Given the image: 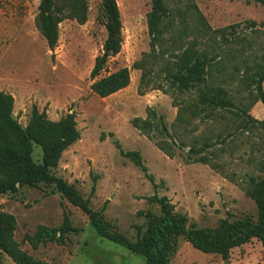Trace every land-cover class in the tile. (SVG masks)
I'll return each mask as SVG.
<instances>
[{
    "label": "rangeland",
    "instance_id": "rangeland-1",
    "mask_svg": "<svg viewBox=\"0 0 264 264\" xmlns=\"http://www.w3.org/2000/svg\"><path fill=\"white\" fill-rule=\"evenodd\" d=\"M86 2L87 21L82 25L63 21L58 44L51 51L35 26L40 0H0V91L14 98L13 117L26 127L33 106L52 121L67 113L76 114L80 139L62 154L53 175L75 186L85 198L91 196V208L103 211L104 220L131 241L136 240L137 228L142 233L146 230L147 213L155 217L161 214L159 206L147 200L155 193L152 184L119 153L114 142L123 152H139L158 185V196L167 197L174 211L186 216L190 224L216 228L226 217L231 221L245 216L255 219V204L241 187L249 177L264 176L259 165L264 157V131H235L241 120L223 111L206 119L203 116L208 111L192 117L202 85L179 93L165 81V69L174 56L197 42L196 50L217 56L208 85L227 90L237 108L264 120V107L255 101L257 89L249 80L264 63V27L250 28L245 23L264 22V7L247 0H164L168 14L162 25V41L151 53L147 30L151 0H116L123 44L120 53L108 60L100 78L127 69L130 83L102 99L90 90V72L106 39L105 17L102 0ZM235 24L240 26L232 29ZM220 29H227L225 39L215 32ZM148 54L145 67L149 74L140 96L141 70L134 64ZM148 108L157 114L153 140L131 125L134 118L145 119ZM182 108L186 109L182 112L185 121L177 123ZM162 123L168 135L161 130ZM228 134L231 139L216 145L215 150L221 151H207L210 161L221 170L195 163L196 155L189 157L191 146L216 143ZM165 141L175 144L173 158L155 145ZM32 157L41 162L38 146H34ZM1 214L13 217L15 241L36 260L48 264H146L142 255L101 238L87 215L63 199L53 185L24 186L15 194L0 195ZM65 215L80 229L70 233L65 244L47 243L33 250L26 242L25 236H32L38 226H59ZM0 258L2 264H15L4 254L0 253ZM169 264H224V260L202 253L178 237ZM228 264H264L261 244L253 239L231 250Z\"/></svg>",
    "mask_w": 264,
    "mask_h": 264
},
{
    "label": "trees",
    "instance_id": "trees-1",
    "mask_svg": "<svg viewBox=\"0 0 264 264\" xmlns=\"http://www.w3.org/2000/svg\"><path fill=\"white\" fill-rule=\"evenodd\" d=\"M253 1L264 7V0ZM151 10L147 15V30L150 37L151 53H155L156 46L162 41L163 22L167 17L164 0H151ZM88 5L86 0H40L35 26L45 39L48 48L53 51L59 39V25L65 20H72L82 25L87 21ZM102 11L105 17L106 39L102 52L95 58L90 72L91 92L99 98H107L123 89L130 83V74L127 69L101 77L106 70V64L112 57L121 51L122 21L116 0H102ZM250 28L264 27V22L257 24L254 21L245 22ZM240 26L235 24L232 29ZM223 39L227 37V29L216 30ZM197 42L186 48L180 55L174 56L170 67L165 69V81L170 82V88L179 93H188L191 89L201 87L193 104L192 117H199L208 111L206 118L218 112L233 114L240 121L235 131L261 128L264 131V120H257L250 116L247 110L237 108L229 92L223 88H213L207 83L211 68L217 56H212L204 51L196 50ZM144 55L134 64V68L141 70L138 94L144 95L141 90L149 72L145 67ZM156 59V54L153 55ZM259 73L251 74L249 80L256 87L255 101L264 107V63L259 64ZM14 98L12 95L0 91V195L15 194L24 186L36 188L39 185H53L55 190L72 206L79 208L89 219L90 225L103 239L138 253L145 258L146 264H169V256L175 246V239L183 237L191 246L205 254H216L223 260L229 259L231 250L257 240L264 252V176L261 178L249 177L245 187H241L245 196L252 200L256 207L255 219L245 216L231 221L229 217L221 220L216 228H199L190 224L186 216L174 211V206L165 196H158V185L148 174L141 155L137 151L123 152L120 145L114 142L119 153L129 159L152 184L155 193L148 197L150 203H156L160 209V216L146 214V230L142 233L137 228V237L131 241L119 233L115 226H110L103 218V211H95L90 206L91 196L85 198L72 184L62 178L55 177L53 170L58 167L62 154L80 139L77 128L76 114L67 113L57 121L48 119L45 112H40L32 107L31 116L26 127L13 117ZM186 109H179L176 122L185 121L183 113ZM157 114L151 108L147 109L145 119L134 118L131 121L133 128L138 130L149 140L158 129L155 124ZM161 130L168 135L166 126L162 123ZM232 135L220 136L219 142L205 141L202 146H191L188 150L189 157L198 156L194 162L210 166L214 170H221L218 164L210 161L207 151L216 149L231 139ZM172 143V144H171ZM155 142L156 147L167 157H174L173 142ZM34 146L41 150V162L33 160ZM180 147L185 148L184 144ZM221 151V150H215ZM214 155V152H211ZM260 172L264 173V157L261 161ZM98 177H94V182ZM235 183L233 179L228 178ZM236 184V183H235ZM237 185V184H236ZM95 193V184L91 188V195ZM16 224L13 217L0 215V253L9 257L15 264H48L30 256L20 248L14 239ZM80 229L72 226L69 217L64 216L59 226H38L32 236H25L26 242L33 250L47 243L65 244L70 233H78ZM0 264L2 259L0 258Z\"/></svg>",
    "mask_w": 264,
    "mask_h": 264
},
{
    "label": "water",
    "instance_id": "water-1",
    "mask_svg": "<svg viewBox=\"0 0 264 264\" xmlns=\"http://www.w3.org/2000/svg\"><path fill=\"white\" fill-rule=\"evenodd\" d=\"M224 264H228V259H225L224 260Z\"/></svg>",
    "mask_w": 264,
    "mask_h": 264
}]
</instances>
